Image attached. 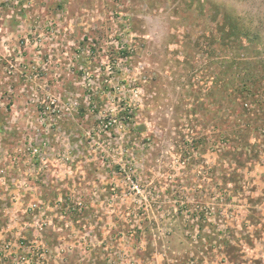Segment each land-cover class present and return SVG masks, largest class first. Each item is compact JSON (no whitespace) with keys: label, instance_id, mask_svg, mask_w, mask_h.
<instances>
[{"label":"rangeland","instance_id":"obj_1","mask_svg":"<svg viewBox=\"0 0 264 264\" xmlns=\"http://www.w3.org/2000/svg\"><path fill=\"white\" fill-rule=\"evenodd\" d=\"M0 264H264V0H0Z\"/></svg>","mask_w":264,"mask_h":264},{"label":"crops","instance_id":"obj_2","mask_svg":"<svg viewBox=\"0 0 264 264\" xmlns=\"http://www.w3.org/2000/svg\"><path fill=\"white\" fill-rule=\"evenodd\" d=\"M73 178V177H72ZM74 179H72V180H70L71 181V183L73 184V183H75L74 181H73ZM67 182H69V180H67ZM77 184V183H76ZM67 192L64 190V193H62V195L60 196V199H63L64 200V195L66 194ZM48 194V193H47ZM73 195V197H74V200L75 201H78V203L79 202H81V201H79V200H77V198L78 197H76L75 196V194H72ZM41 198L43 199V200H46V193H43V196H41ZM82 198V197H81ZM84 207V206H83ZM44 214H46L47 213V215L48 216H50V222H51V220H54V219H56V217L54 218L53 216H57V218L59 217V216H61V217H67L68 216V213L67 212H64V210L62 211V213L59 211V212H56V210L55 211H48V210H46V209H44ZM65 215V216H64ZM46 220H47V217H46ZM42 221V220H41ZM67 221V220H66ZM69 222H65V226L67 227V224H68ZM47 225V224H46ZM62 225V224H61ZM64 225H62L61 227H63ZM74 227H73V229L74 230H83V228L86 226V225H88L87 223H85V224H82V223H80L79 222V220H76L75 221V223H74ZM52 228H53V226H52ZM54 229V228H53ZM70 230H72V229H70ZM65 241H66V239H64ZM74 241H76V240H73V242ZM77 251V250H76ZM75 252V250H73L72 249V251H71V253L69 254V255H74L73 253Z\"/></svg>","mask_w":264,"mask_h":264},{"label":"trees","instance_id":"obj_3","mask_svg":"<svg viewBox=\"0 0 264 264\" xmlns=\"http://www.w3.org/2000/svg\"><path fill=\"white\" fill-rule=\"evenodd\" d=\"M76 203H77V201H75L74 197H72V195H70L67 199L66 207H63L64 212H67L68 216H72L71 219L73 221L78 220V216L81 215L80 210L82 209V207H79Z\"/></svg>","mask_w":264,"mask_h":264},{"label":"built area","instance_id":"obj_4","mask_svg":"<svg viewBox=\"0 0 264 264\" xmlns=\"http://www.w3.org/2000/svg\"><path fill=\"white\" fill-rule=\"evenodd\" d=\"M78 204H81V202H79Z\"/></svg>","mask_w":264,"mask_h":264}]
</instances>
